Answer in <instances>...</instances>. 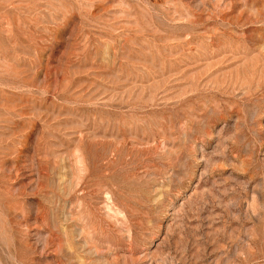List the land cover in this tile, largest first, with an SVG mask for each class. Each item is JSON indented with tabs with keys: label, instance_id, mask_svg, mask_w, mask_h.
Instances as JSON below:
<instances>
[{
	"label": "rangeland",
	"instance_id": "1",
	"mask_svg": "<svg viewBox=\"0 0 264 264\" xmlns=\"http://www.w3.org/2000/svg\"><path fill=\"white\" fill-rule=\"evenodd\" d=\"M0 264H264V0H0Z\"/></svg>",
	"mask_w": 264,
	"mask_h": 264
}]
</instances>
